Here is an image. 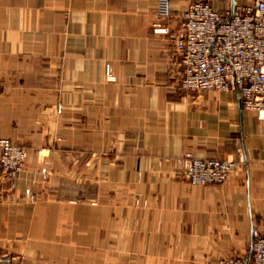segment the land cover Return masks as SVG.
<instances>
[{
  "label": "crops",
  "instance_id": "crops-1",
  "mask_svg": "<svg viewBox=\"0 0 264 264\" xmlns=\"http://www.w3.org/2000/svg\"><path fill=\"white\" fill-rule=\"evenodd\" d=\"M192 1L170 0V33ZM157 2L0 0V137L28 149L16 186L37 196L0 200V264H215L264 233V121L236 91L181 88ZM187 151L245 161L194 186Z\"/></svg>",
  "mask_w": 264,
  "mask_h": 264
},
{
  "label": "built area",
  "instance_id": "built-area-1",
  "mask_svg": "<svg viewBox=\"0 0 264 264\" xmlns=\"http://www.w3.org/2000/svg\"><path fill=\"white\" fill-rule=\"evenodd\" d=\"M157 22L152 31L167 35L173 42L182 66V89L236 91L243 112H251L264 121V0L249 5H234L222 15L206 0H194L181 12L179 33H170L164 25L173 16L170 0H158ZM107 80H112L106 68ZM62 107H57L61 112ZM28 149L0 137V178L7 185V195L0 200L34 203L37 196L30 187L20 194L16 181L25 171ZM244 156L196 157L191 151L177 159V177L194 186L223 184ZM35 183V181H33ZM215 264H264V233L251 231L249 256H229Z\"/></svg>",
  "mask_w": 264,
  "mask_h": 264
}]
</instances>
